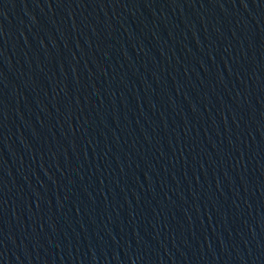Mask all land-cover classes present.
I'll list each match as a JSON object with an SVG mask.
<instances>
[{
	"label": "water",
	"instance_id": "95a60500",
	"mask_svg": "<svg viewBox=\"0 0 264 264\" xmlns=\"http://www.w3.org/2000/svg\"><path fill=\"white\" fill-rule=\"evenodd\" d=\"M0 264H264V0H0Z\"/></svg>",
	"mask_w": 264,
	"mask_h": 264
}]
</instances>
